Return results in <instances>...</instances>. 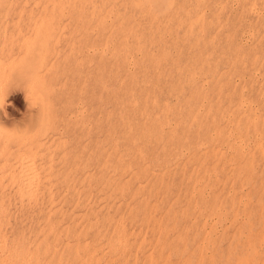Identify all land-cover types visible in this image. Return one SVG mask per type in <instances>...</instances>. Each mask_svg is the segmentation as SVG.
I'll return each instance as SVG.
<instances>
[{
    "label": "rangeland",
    "instance_id": "1",
    "mask_svg": "<svg viewBox=\"0 0 264 264\" xmlns=\"http://www.w3.org/2000/svg\"><path fill=\"white\" fill-rule=\"evenodd\" d=\"M0 264H264V0H0Z\"/></svg>",
    "mask_w": 264,
    "mask_h": 264
},
{
    "label": "bare ground",
    "instance_id": "2",
    "mask_svg": "<svg viewBox=\"0 0 264 264\" xmlns=\"http://www.w3.org/2000/svg\"><path fill=\"white\" fill-rule=\"evenodd\" d=\"M40 145V144H39ZM24 152V151H23ZM22 154V153H21ZM21 158V157H20ZM34 158V157H33ZM35 159V158H34ZM21 161V160H20ZM23 161V160H22ZM29 162V161H28ZM24 164V163H23ZM26 166L28 167L29 165L28 164H26ZM42 169V168H41ZM21 181H22V179H21ZM20 181V182H21ZM19 182V183H20ZM26 196V195H25ZM48 227V226H47ZM118 230H119V228H118ZM117 233V232H116ZM110 239V238H109ZM116 243V242H115ZM123 243V242H122ZM40 244H42V243H40ZM43 245V244H42ZM116 245V244H115ZM123 246V245H122ZM51 247V246H50ZM54 248V247H53ZM89 248V247H88ZM51 249V248H50ZM116 249V248H115ZM44 250V249H43ZM94 251V250H93ZM51 252V251H50ZM45 253V252H44ZM54 256V255H53ZM74 256V255H73ZM45 257V256H44ZM123 257V256H122ZM54 259V258H53ZM50 261H51V258L49 259ZM90 260H91V258H90ZM96 260V259H95ZM92 261V260H91ZM57 262H58V260H57ZM96 262V261H95Z\"/></svg>",
    "mask_w": 264,
    "mask_h": 264
}]
</instances>
